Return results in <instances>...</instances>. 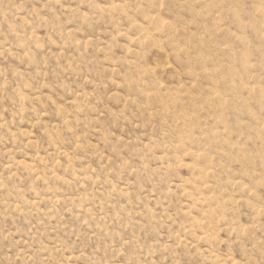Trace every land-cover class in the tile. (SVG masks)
Listing matches in <instances>:
<instances>
[{
  "label": "rangeland",
  "instance_id": "1",
  "mask_svg": "<svg viewBox=\"0 0 264 264\" xmlns=\"http://www.w3.org/2000/svg\"><path fill=\"white\" fill-rule=\"evenodd\" d=\"M0 264H264V0H0Z\"/></svg>",
  "mask_w": 264,
  "mask_h": 264
}]
</instances>
